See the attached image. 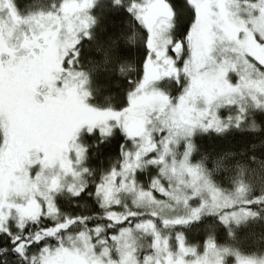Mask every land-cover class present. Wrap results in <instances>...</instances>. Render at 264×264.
<instances>
[{"label": "snow or ice", "instance_id": "snow-or-ice-1", "mask_svg": "<svg viewBox=\"0 0 264 264\" xmlns=\"http://www.w3.org/2000/svg\"><path fill=\"white\" fill-rule=\"evenodd\" d=\"M264 0H0V264H264Z\"/></svg>", "mask_w": 264, "mask_h": 264}, {"label": "trees", "instance_id": "trees-1", "mask_svg": "<svg viewBox=\"0 0 264 264\" xmlns=\"http://www.w3.org/2000/svg\"><path fill=\"white\" fill-rule=\"evenodd\" d=\"M262 219V218H261ZM245 233H250L248 239L243 242L242 247L248 250V246L252 248L261 249L264 248V220L252 223L249 227L240 229L238 231L239 236L243 237Z\"/></svg>", "mask_w": 264, "mask_h": 264}, {"label": "rangeland", "instance_id": "rangeland-1", "mask_svg": "<svg viewBox=\"0 0 264 264\" xmlns=\"http://www.w3.org/2000/svg\"><path fill=\"white\" fill-rule=\"evenodd\" d=\"M261 218H262V219H261ZM261 218L255 220V221H250V222L248 223L247 226H244L243 224H241L240 227H239V229H238V231H239L240 229H244V228H246V227H249V225L252 224V223H256V222H258V221L264 220V217H261ZM241 247H242V246H241ZM242 249L245 250L246 248L242 247ZM245 251H247V250H245Z\"/></svg>", "mask_w": 264, "mask_h": 264}]
</instances>
